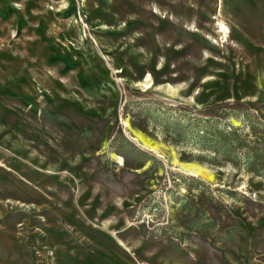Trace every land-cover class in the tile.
I'll return each mask as SVG.
<instances>
[{
	"label": "rangeland",
	"instance_id": "obj_1",
	"mask_svg": "<svg viewBox=\"0 0 264 264\" xmlns=\"http://www.w3.org/2000/svg\"><path fill=\"white\" fill-rule=\"evenodd\" d=\"M0 264H264V0H0Z\"/></svg>",
	"mask_w": 264,
	"mask_h": 264
}]
</instances>
